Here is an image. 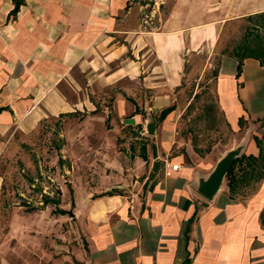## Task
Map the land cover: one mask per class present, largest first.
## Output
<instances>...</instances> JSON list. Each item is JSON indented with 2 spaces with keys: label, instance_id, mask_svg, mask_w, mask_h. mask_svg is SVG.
Returning a JSON list of instances; mask_svg holds the SVG:
<instances>
[{
  "label": "crops",
  "instance_id": "crops-1",
  "mask_svg": "<svg viewBox=\"0 0 264 264\" xmlns=\"http://www.w3.org/2000/svg\"><path fill=\"white\" fill-rule=\"evenodd\" d=\"M13 7L0 0V160L17 136L60 115L67 144L92 145L72 152L66 167L91 182L74 183L71 202L64 191L46 202L73 209L85 264H264V179L246 196L223 189L207 200L196 186L210 162L171 153L183 110L174 92L185 64L206 50L207 65L219 56L224 121L236 132L248 125L242 153L258 155L264 62L249 54L237 74L234 49L219 48L231 29L264 16V0H24L12 14ZM168 106L151 153L144 142L133 156L118 146L131 144V126L146 140L149 115ZM1 194L0 176V206Z\"/></svg>",
  "mask_w": 264,
  "mask_h": 264
},
{
  "label": "rangeland",
  "instance_id": "rangeland-1",
  "mask_svg": "<svg viewBox=\"0 0 264 264\" xmlns=\"http://www.w3.org/2000/svg\"><path fill=\"white\" fill-rule=\"evenodd\" d=\"M263 20L264 16L262 19L237 25L227 33L219 49L223 53H231L245 40L253 42L257 35L264 38L263 28L250 25V22L257 24ZM247 28L251 34L245 39ZM208 54L204 50L194 55L192 62L185 64L182 84L174 92L175 104L178 102L183 110L173 133L171 153L180 154L186 163L191 164L199 157L207 159L211 164L209 170H212L226 151L246 141L248 125L244 126L243 122L236 132L225 123L216 97L219 56L216 55L214 62L207 65L205 61ZM158 118L159 113H151L148 118L156 123L155 130L160 123ZM64 119L63 115L50 117L42 121L30 136H17L12 141L9 155L0 160V264H85V246L81 241L79 227L74 223L73 209L60 216L54 210L57 209L56 205L46 203L48 197L59 198L60 201L58 193L61 191H64L68 201H73V184L80 187L82 183L87 185L92 179L91 176L86 178L67 171L66 167L71 165L68 156L76 151L89 152L92 145L67 144L60 135ZM254 125L256 129L260 123L254 122ZM124 130L133 142L119 144L121 149L133 156L144 147V142L148 146L146 152H152L150 146L153 144L155 130L153 133L145 130L146 140L134 138L142 137L140 128L136 126ZM63 155L66 156L65 159H62ZM77 162L79 166L90 165L89 160L86 164L80 160ZM62 164L65 165L64 168ZM74 167L76 168L75 165ZM256 186L257 183L242 186L238 189V194L246 196ZM223 189L229 191L226 178L218 191ZM48 204L50 206L46 208ZM20 231H24V234Z\"/></svg>",
  "mask_w": 264,
  "mask_h": 264
},
{
  "label": "trees",
  "instance_id": "trees-1",
  "mask_svg": "<svg viewBox=\"0 0 264 264\" xmlns=\"http://www.w3.org/2000/svg\"><path fill=\"white\" fill-rule=\"evenodd\" d=\"M14 3V7L11 10L12 14H15L20 5L24 3V0H12ZM263 18V17H262ZM260 18V19H262ZM257 25V27L255 26ZM256 28L264 29V20L255 24ZM249 29H246L245 39L251 34ZM234 54L238 57L239 62L237 66V74H239L241 70V58L246 57L251 54L256 57H260L264 62V38L257 35L256 39L253 42H249L245 40V42L234 49ZM172 106H168L164 108L159 113V118H164V116L172 110ZM254 140L256 141L257 147L259 148V153L257 156L252 154H244L242 153L240 156L236 157L227 171L225 178L227 179V185L230 192V195L233 196L238 192V189L242 186L253 185V183H259L262 179H264V144L263 139L254 136ZM46 201L54 202L51 198H47ZM58 213H65V210L57 209Z\"/></svg>",
  "mask_w": 264,
  "mask_h": 264
},
{
  "label": "water",
  "instance_id": "water-1",
  "mask_svg": "<svg viewBox=\"0 0 264 264\" xmlns=\"http://www.w3.org/2000/svg\"><path fill=\"white\" fill-rule=\"evenodd\" d=\"M156 123L150 119L146 122V130L148 133H153ZM246 142V141H245ZM245 142L226 151L216 162L213 169L207 176H198L196 190L207 200H211L220 189V186L225 178V175L231 167L234 159L242 154Z\"/></svg>",
  "mask_w": 264,
  "mask_h": 264
},
{
  "label": "built area",
  "instance_id": "built-area-1",
  "mask_svg": "<svg viewBox=\"0 0 264 264\" xmlns=\"http://www.w3.org/2000/svg\"><path fill=\"white\" fill-rule=\"evenodd\" d=\"M178 164H171L170 165V170H165V172H164V174L166 175V176H169L170 174H171V171H174V170H176L177 168H178Z\"/></svg>",
  "mask_w": 264,
  "mask_h": 264
}]
</instances>
